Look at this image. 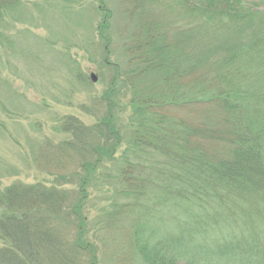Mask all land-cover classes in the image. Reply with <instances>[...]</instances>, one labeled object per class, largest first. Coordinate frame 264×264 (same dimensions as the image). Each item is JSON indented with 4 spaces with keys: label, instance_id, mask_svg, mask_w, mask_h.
Segmentation results:
<instances>
[{
    "label": "trees",
    "instance_id": "trees-1",
    "mask_svg": "<svg viewBox=\"0 0 264 264\" xmlns=\"http://www.w3.org/2000/svg\"><path fill=\"white\" fill-rule=\"evenodd\" d=\"M97 2L105 39L110 12ZM20 5L0 0V42L11 44L5 15L20 19ZM146 5L167 20L148 22L127 48L129 76L158 78L130 98L126 147L116 154L109 117L74 201L43 182L1 189L0 264H99L80 211L99 169L109 171L127 264H264V0Z\"/></svg>",
    "mask_w": 264,
    "mask_h": 264
},
{
    "label": "rangeland",
    "instance_id": "rangeland-1",
    "mask_svg": "<svg viewBox=\"0 0 264 264\" xmlns=\"http://www.w3.org/2000/svg\"><path fill=\"white\" fill-rule=\"evenodd\" d=\"M20 1V19L5 15L11 44L0 42V190L16 181L43 182L69 191L74 201L84 164L93 160L88 149L104 145L100 127L117 130L116 154L126 147L130 98L152 92L158 78L129 76L127 48H137L148 22L167 17L149 13L146 0H105L110 19L104 39L97 32V0ZM109 117L110 125L104 123ZM66 121L76 129L63 128ZM100 172L85 184L84 232L98 248L99 264H127L122 221L112 212L114 188L109 171Z\"/></svg>",
    "mask_w": 264,
    "mask_h": 264
},
{
    "label": "water",
    "instance_id": "water-1",
    "mask_svg": "<svg viewBox=\"0 0 264 264\" xmlns=\"http://www.w3.org/2000/svg\"><path fill=\"white\" fill-rule=\"evenodd\" d=\"M90 78H91V80H92L93 82L96 81V76H95L94 73H91V74H90Z\"/></svg>",
    "mask_w": 264,
    "mask_h": 264
}]
</instances>
